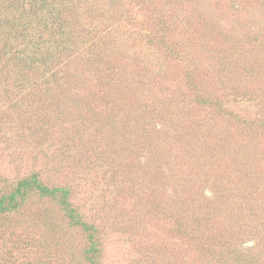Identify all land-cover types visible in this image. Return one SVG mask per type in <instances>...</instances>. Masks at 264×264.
<instances>
[{
    "label": "rangeland",
    "instance_id": "374dc122",
    "mask_svg": "<svg viewBox=\"0 0 264 264\" xmlns=\"http://www.w3.org/2000/svg\"><path fill=\"white\" fill-rule=\"evenodd\" d=\"M247 117L264 119V0H0V188L70 187L101 264H264ZM89 246L51 199L0 214V264H89Z\"/></svg>",
    "mask_w": 264,
    "mask_h": 264
},
{
    "label": "trees",
    "instance_id": "16d2710c",
    "mask_svg": "<svg viewBox=\"0 0 264 264\" xmlns=\"http://www.w3.org/2000/svg\"><path fill=\"white\" fill-rule=\"evenodd\" d=\"M19 3V0H15ZM41 2H45V0H40ZM9 12V11H8ZM8 12L6 14H8ZM111 13L113 11H110ZM98 24L101 26L95 28L97 32L92 36L93 42L95 43H103L109 48V43L107 39L112 35L115 29V25L113 23H109L108 19L102 13L97 16ZM61 22H56L53 25L55 31H57L54 35L58 36L59 33H63L65 31L64 25ZM76 23V21H75ZM71 32L73 34H77L79 39L80 36L78 35L77 25L72 24ZM102 28V29H99ZM101 31V32H100ZM54 32V31H53ZM98 32H100L98 34ZM89 39V38H88ZM124 41V40H123ZM108 43V44H107ZM29 44H33L32 41L26 43L28 48ZM102 48V47H101ZM33 50L34 48H30ZM89 53V52H87ZM27 62H24V66H27ZM195 84L194 80L192 81ZM196 86V85H195ZM197 88V87H196ZM202 96V94H200ZM197 96V97H201ZM248 118V123L255 122L256 125L264 128V119H254ZM39 195L42 198H48L52 201L56 202L60 209L64 212L66 217H68L71 224L75 226L82 227L89 239L90 246L85 250L83 256L89 264H101L100 263V250H101V240H100V232L99 227L95 225L93 222H90L84 218V216L80 213L78 208L72 202V189L68 186H61V185H49L46 181H44L40 175V173L34 172L30 175L18 180L11 189H2L0 188V214L1 215H14V213L19 212L24 204L29 200V198L33 195ZM251 241H246L241 245L240 253L243 256L246 253L245 258L248 259L247 254L252 253L254 250L258 248L254 247V245L250 246ZM253 255V254H252Z\"/></svg>",
    "mask_w": 264,
    "mask_h": 264
}]
</instances>
